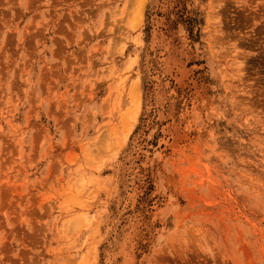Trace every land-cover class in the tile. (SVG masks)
Listing matches in <instances>:
<instances>
[{
    "label": "rangeland",
    "instance_id": "374dc122",
    "mask_svg": "<svg viewBox=\"0 0 264 264\" xmlns=\"http://www.w3.org/2000/svg\"><path fill=\"white\" fill-rule=\"evenodd\" d=\"M0 264H264V0H0Z\"/></svg>",
    "mask_w": 264,
    "mask_h": 264
},
{
    "label": "bare ground",
    "instance_id": "6f19581e",
    "mask_svg": "<svg viewBox=\"0 0 264 264\" xmlns=\"http://www.w3.org/2000/svg\"><path fill=\"white\" fill-rule=\"evenodd\" d=\"M136 91V90H135ZM132 110V109H131ZM126 118V117H125ZM126 120V119H125Z\"/></svg>",
    "mask_w": 264,
    "mask_h": 264
}]
</instances>
